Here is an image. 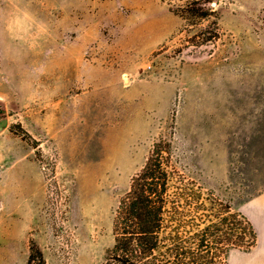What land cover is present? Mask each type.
<instances>
[{"label": "rangeland", "instance_id": "374dc122", "mask_svg": "<svg viewBox=\"0 0 264 264\" xmlns=\"http://www.w3.org/2000/svg\"><path fill=\"white\" fill-rule=\"evenodd\" d=\"M2 119L0 264L32 240L47 264H101L161 137L238 208L242 133L264 143V0H0Z\"/></svg>", "mask_w": 264, "mask_h": 264}, {"label": "trees", "instance_id": "16d2710c", "mask_svg": "<svg viewBox=\"0 0 264 264\" xmlns=\"http://www.w3.org/2000/svg\"><path fill=\"white\" fill-rule=\"evenodd\" d=\"M192 7L187 11L194 15ZM199 10L198 16L208 13L203 6ZM175 157L172 139L155 142L120 197L114 242L101 264H229L234 249L257 245L254 224L233 199L186 176L175 166ZM27 264H47L35 240Z\"/></svg>", "mask_w": 264, "mask_h": 264}, {"label": "crops", "instance_id": "0c3cea01", "mask_svg": "<svg viewBox=\"0 0 264 264\" xmlns=\"http://www.w3.org/2000/svg\"><path fill=\"white\" fill-rule=\"evenodd\" d=\"M264 128V127H263ZM244 144L238 146L244 159V176L247 187L238 208L254 224L258 233V243L250 250L234 249L229 264H264V165L256 166L255 146H263L261 134L246 130L243 133ZM233 144V143H232Z\"/></svg>", "mask_w": 264, "mask_h": 264}, {"label": "water", "instance_id": "95a60500", "mask_svg": "<svg viewBox=\"0 0 264 264\" xmlns=\"http://www.w3.org/2000/svg\"><path fill=\"white\" fill-rule=\"evenodd\" d=\"M8 119H2L0 120V128H3L5 125H7Z\"/></svg>", "mask_w": 264, "mask_h": 264}]
</instances>
